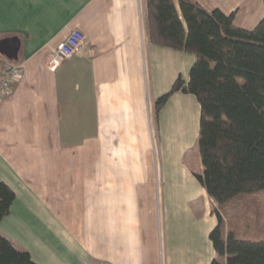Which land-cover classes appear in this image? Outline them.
Here are the masks:
<instances>
[{
	"label": "crops",
	"instance_id": "0c3cea01",
	"mask_svg": "<svg viewBox=\"0 0 264 264\" xmlns=\"http://www.w3.org/2000/svg\"><path fill=\"white\" fill-rule=\"evenodd\" d=\"M192 2L248 31L264 16L263 0ZM70 29L84 43L50 72ZM0 48L24 68L0 102V235L35 264H210L198 102L154 109L195 57L150 43L146 0H0Z\"/></svg>",
	"mask_w": 264,
	"mask_h": 264
},
{
	"label": "trees",
	"instance_id": "16d2710c",
	"mask_svg": "<svg viewBox=\"0 0 264 264\" xmlns=\"http://www.w3.org/2000/svg\"><path fill=\"white\" fill-rule=\"evenodd\" d=\"M146 12L151 44L195 57L188 83L178 77L154 109L178 92L196 98L202 166L196 180L218 208L264 191V16L248 31L233 25V14L206 11L192 0H146ZM13 201L0 182V221ZM233 219L237 224L227 228L217 214L208 236L215 252L210 264H264V227L255 224V236H248L238 210ZM0 264L35 263L0 235Z\"/></svg>",
	"mask_w": 264,
	"mask_h": 264
},
{
	"label": "built area",
	"instance_id": "2783aa9c",
	"mask_svg": "<svg viewBox=\"0 0 264 264\" xmlns=\"http://www.w3.org/2000/svg\"><path fill=\"white\" fill-rule=\"evenodd\" d=\"M83 43L84 36L79 30H68L65 39L51 51L46 69L50 72L56 71L58 67L79 51ZM23 72L22 64L11 61L0 54V102L12 95L13 86L22 77Z\"/></svg>",
	"mask_w": 264,
	"mask_h": 264
},
{
	"label": "rangeland",
	"instance_id": "374dc122",
	"mask_svg": "<svg viewBox=\"0 0 264 264\" xmlns=\"http://www.w3.org/2000/svg\"><path fill=\"white\" fill-rule=\"evenodd\" d=\"M239 208L237 209V207ZM238 210V213L241 214V225L247 224V229L244 230L247 235H251L255 224H258L260 227H264V191L256 193V194H249L246 196H242L238 198L234 204L230 206H224L223 208H218L217 206L212 209V214L216 218L217 214L222 218L225 219L224 224L225 227L229 228L230 226H235L237 222H234L233 217L236 215ZM243 210H246L245 213V219H247V222L244 221L242 217V213H244ZM244 221V222H243ZM217 224V220H216ZM232 226V227H233ZM243 231V230H242ZM251 233V234H250ZM252 236H255L252 234Z\"/></svg>",
	"mask_w": 264,
	"mask_h": 264
},
{
	"label": "water",
	"instance_id": "95a60500",
	"mask_svg": "<svg viewBox=\"0 0 264 264\" xmlns=\"http://www.w3.org/2000/svg\"><path fill=\"white\" fill-rule=\"evenodd\" d=\"M0 54H4V53L2 52V50H1V48H0Z\"/></svg>",
	"mask_w": 264,
	"mask_h": 264
}]
</instances>
